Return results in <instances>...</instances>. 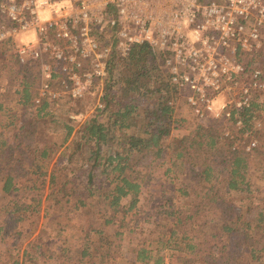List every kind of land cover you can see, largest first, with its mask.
Instances as JSON below:
<instances>
[{"label": "trees", "instance_id": "16d2710c", "mask_svg": "<svg viewBox=\"0 0 264 264\" xmlns=\"http://www.w3.org/2000/svg\"><path fill=\"white\" fill-rule=\"evenodd\" d=\"M8 25L0 13V28ZM101 33L94 35L104 45L110 31ZM167 58L146 44L126 56L112 53L102 108L79 124L75 118L97 90L73 100L60 92L62 75L55 71L49 84L61 94L40 97L38 61L21 63L12 44L0 42V197L7 199L0 205V264H85L95 255L99 263L90 264H118L113 247L119 251L135 231L143 192L153 180L174 183L183 172L191 180L178 192L191 204L156 203L153 220L143 219L151 227L147 236L124 264H264V199L248 178L260 147L235 144L251 131L264 136L258 105L241 111L243 128L234 133L231 123L234 135L225 137L226 124L196 115L185 92L171 84L163 71ZM94 202L100 229L86 231L74 249L65 241L47 244L67 233L63 221L71 213Z\"/></svg>", "mask_w": 264, "mask_h": 264}, {"label": "built area", "instance_id": "2783aa9c", "mask_svg": "<svg viewBox=\"0 0 264 264\" xmlns=\"http://www.w3.org/2000/svg\"><path fill=\"white\" fill-rule=\"evenodd\" d=\"M61 2L0 0L9 23L0 28V42L9 41L21 63L38 61L40 97L63 93L81 100L97 90L95 108L101 109L109 57L126 56L144 44L168 54L163 71L199 117L240 130V113L250 107L251 94L264 93V64L251 66L264 60V0H67L70 9L41 19L48 5ZM97 30L110 31L104 45ZM28 33L35 43L21 42ZM55 71L62 75L61 93L49 84ZM223 95L228 98L213 112L211 105ZM224 136L232 138L228 131ZM250 140L245 151L257 144Z\"/></svg>", "mask_w": 264, "mask_h": 264}, {"label": "rangeland", "instance_id": "374dc122", "mask_svg": "<svg viewBox=\"0 0 264 264\" xmlns=\"http://www.w3.org/2000/svg\"><path fill=\"white\" fill-rule=\"evenodd\" d=\"M257 66L262 67L263 64L260 62V59H256L252 62L251 66ZM263 68V67H262ZM97 94V93H96ZM252 102L256 103L258 105V112L260 114V117L258 121L256 122V125L259 124V127L264 128V93L263 92H253L251 94ZM228 98V95L221 96L218 100H226ZM95 99L93 104H91L89 107L86 108V111L82 113L81 115L77 116L75 119L77 123H81L84 119H86L89 115H91L96 107V102L98 99V96H95ZM78 124V125H79ZM227 126L222 127V132L228 131L229 133H233L230 131L229 124L224 123ZM218 125V124H217ZM216 125V126H217ZM220 126V125H218ZM78 127V126H77ZM76 127V128H77ZM235 128V127H234ZM237 128H235L234 133L237 132ZM264 131V129H263ZM221 132V133H222ZM237 134V133H236ZM234 135V134H233ZM232 135V136H233ZM236 136V135H235ZM234 136V137H235ZM237 140L235 144L237 145H245L250 139H256L257 145L259 144V153L258 155L252 157L250 164H249V171H248V178L251 182L254 191L257 192L263 199H264V136H261L259 140L257 136H255L254 132L251 131L249 133L242 135H238ZM54 141L61 142L63 139L62 135H55L52 138ZM142 164H145L143 161ZM145 170V169H143ZM191 178L189 177L188 172H183L178 175L177 180L174 183H170L165 177L159 179V180H153V182L149 185L148 188H146V191L143 192L141 196V202H140V211L137 217L134 218L131 225L132 228L135 230L132 234H129L128 236H124L122 240V247L119 251H116V248L113 247L114 257L116 258V261L118 264H124V262L133 260V254L132 249L137 245V243L142 242L141 240L147 236V229H150L151 227L148 224H145L143 222V219H150L153 220V215L151 214L153 212V207H155L156 203L158 202H168L173 203L178 206H189L192 201V199L186 198L184 196H181L178 190L180 187H182V181H186L188 184L190 183ZM256 194V193H255ZM242 196V194H241ZM239 194H234V198H240ZM7 199H4L3 197H0V205L6 204ZM234 205V210L239 208V203L237 200H232ZM99 206L94 202L93 205L91 204L87 209L79 210L75 213H71L64 221L63 224L66 223L67 227V233L64 234L61 237H53L50 240L47 241V244L50 246H58L63 241H65V245L69 248H76L79 245H82V241L86 231L90 229H100V224L102 223V216L99 212ZM121 214L116 216V222L121 219ZM131 219V216L129 215L127 217V220L129 221ZM134 222V223H133ZM137 226L136 228L134 226ZM143 232H140V231ZM27 231V230H26ZM107 234H111V232H106ZM145 234V235H144ZM89 241L94 242L93 246H97V236L94 235V233L90 234ZM2 249V247H0ZM94 254L96 252V249L93 250ZM99 263L98 257H95L91 259V261L86 262L85 264L90 263ZM72 264V263H71ZM107 264V263H103Z\"/></svg>", "mask_w": 264, "mask_h": 264}, {"label": "clouds", "instance_id": "9594fccd", "mask_svg": "<svg viewBox=\"0 0 264 264\" xmlns=\"http://www.w3.org/2000/svg\"><path fill=\"white\" fill-rule=\"evenodd\" d=\"M37 8H40V4H37ZM71 5L67 2V0H62L61 3H55L48 5L43 12L40 13L41 19H48L49 13L55 11L56 13L60 12V9H70ZM67 14V13H65ZM22 43L32 42L35 43V37L31 34H25L24 36L20 37ZM221 106V101L217 100L213 102L211 105L213 112H215Z\"/></svg>", "mask_w": 264, "mask_h": 264}]
</instances>
